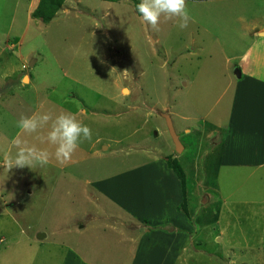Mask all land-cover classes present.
I'll list each match as a JSON object with an SVG mask.
<instances>
[{"label":"rangeland","instance_id":"1","mask_svg":"<svg viewBox=\"0 0 264 264\" xmlns=\"http://www.w3.org/2000/svg\"><path fill=\"white\" fill-rule=\"evenodd\" d=\"M37 2L0 0V150L37 111L76 114L92 140L66 165L0 167V264H264V90L245 100L264 85L245 28L264 0H186L184 30L152 29L140 0H64L47 22Z\"/></svg>","mask_w":264,"mask_h":264},{"label":"clouds","instance_id":"2","mask_svg":"<svg viewBox=\"0 0 264 264\" xmlns=\"http://www.w3.org/2000/svg\"><path fill=\"white\" fill-rule=\"evenodd\" d=\"M136 11L142 21L154 30L158 29L161 16L167 20L175 19L180 30L194 22L187 10L186 0H140ZM18 133L3 152L4 160L0 167L13 168L45 167L54 157L59 165H66L80 144L92 140V130L78 119L76 114L68 111H37L32 115H22L16 122ZM33 137L40 144L50 145L54 151L29 143ZM13 149L15 152L13 153Z\"/></svg>","mask_w":264,"mask_h":264},{"label":"trees","instance_id":"3","mask_svg":"<svg viewBox=\"0 0 264 264\" xmlns=\"http://www.w3.org/2000/svg\"><path fill=\"white\" fill-rule=\"evenodd\" d=\"M63 1L64 0H38L35 8L30 12V16L33 18H38L41 21L47 22L58 10ZM102 1L115 2L117 0ZM166 162L168 167L172 170L176 178L179 180L181 186H183L184 174L179 164L173 157H166Z\"/></svg>","mask_w":264,"mask_h":264},{"label":"crops","instance_id":"4","mask_svg":"<svg viewBox=\"0 0 264 264\" xmlns=\"http://www.w3.org/2000/svg\"><path fill=\"white\" fill-rule=\"evenodd\" d=\"M102 1V0H101ZM104 2H107L108 3V1H104ZM245 28H247L248 30H250V32L251 33H253V35H258V36H260L261 37V39H260V42H261V44H263V46H264V23H259V24H256V25H250V26H246ZM247 30V31H248ZM253 31V32H252ZM254 41H251L250 42V44L251 43H253ZM249 44V45H250ZM248 49V48H247ZM243 65H240V67H239V69H238V73H240V77H239V81H238V83H240L241 85H245V86H247V84H248V82L250 81V80H252V75H251V73L250 72H248L247 71V64L246 63H242ZM244 66H246V67H244ZM260 69L258 70L259 72H262V67H259ZM246 69V70H245ZM237 70V69H236ZM235 77H236V79H237V76L235 75ZM263 88V89H262ZM254 89V92H252V90ZM252 90H247L246 91V93H247V95H246V97H245V100L246 99H248V97L251 95V96H253L254 97V99L256 98L257 99V102H260V99H261V93L259 92L260 91V89L263 91L264 90V85H262V86H259L258 84H256L255 85V87L253 88ZM226 128L228 129V126H226ZM207 130V129H206ZM206 130H202V134H204L205 132L204 131H206ZM244 131H246V130H244ZM200 132V131H199ZM258 133V132H257ZM258 135H260V136H262V138L264 139V129L261 131V132H259L258 133ZM228 136V131H227V134H226V137ZM226 141V140H225ZM224 141V142H225ZM223 142V143H224ZM215 143V142H214ZM213 143V144H214ZM219 145H221V142L219 143ZM172 182H174L173 180H172ZM27 194H29V193H27ZM74 255V254H73Z\"/></svg>","mask_w":264,"mask_h":264},{"label":"water","instance_id":"5","mask_svg":"<svg viewBox=\"0 0 264 264\" xmlns=\"http://www.w3.org/2000/svg\"><path fill=\"white\" fill-rule=\"evenodd\" d=\"M235 75L237 77L239 76L238 70H235ZM160 115L165 120V124H166L167 130H168V133H169V135H170V137H171V139H172V141L174 143L175 151L176 152H180L182 150V145L177 140V136L175 135V133H174V131L172 129V126H171V123H170V119H169V116H168L167 112H161Z\"/></svg>","mask_w":264,"mask_h":264},{"label":"built area","instance_id":"6","mask_svg":"<svg viewBox=\"0 0 264 264\" xmlns=\"http://www.w3.org/2000/svg\"><path fill=\"white\" fill-rule=\"evenodd\" d=\"M0 242H1V239H0Z\"/></svg>","mask_w":264,"mask_h":264},{"label":"bare ground","instance_id":"7","mask_svg":"<svg viewBox=\"0 0 264 264\" xmlns=\"http://www.w3.org/2000/svg\"><path fill=\"white\" fill-rule=\"evenodd\" d=\"M25 80V79H24ZM125 92V91H124Z\"/></svg>","mask_w":264,"mask_h":264}]
</instances>
